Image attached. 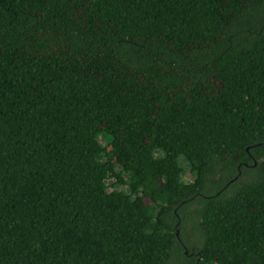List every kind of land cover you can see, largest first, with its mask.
Listing matches in <instances>:
<instances>
[{
  "label": "trees",
  "instance_id": "obj_1",
  "mask_svg": "<svg viewBox=\"0 0 264 264\" xmlns=\"http://www.w3.org/2000/svg\"><path fill=\"white\" fill-rule=\"evenodd\" d=\"M189 219L264 264V0H0V264H194Z\"/></svg>",
  "mask_w": 264,
  "mask_h": 264
},
{
  "label": "rangeland",
  "instance_id": "obj_2",
  "mask_svg": "<svg viewBox=\"0 0 264 264\" xmlns=\"http://www.w3.org/2000/svg\"><path fill=\"white\" fill-rule=\"evenodd\" d=\"M185 179L187 181L192 180V178H191L189 173L186 175ZM111 181H113V180H111ZM194 206H196V205H194ZM194 206H193V208H194ZM193 208H191V211L193 210ZM187 222L189 224L186 226L185 229H183L181 238L184 241V243L185 244L187 243V245H189V246L190 245H197L199 243V241H200V235L197 232V230H194L195 229L194 228V220H190L189 219ZM177 258H175V260L177 261V263H175V264H182L183 261L184 262H189V261H187L184 258L180 259L181 258L180 256H179L178 260H177Z\"/></svg>",
  "mask_w": 264,
  "mask_h": 264
},
{
  "label": "flooded vegetation",
  "instance_id": "obj_3",
  "mask_svg": "<svg viewBox=\"0 0 264 264\" xmlns=\"http://www.w3.org/2000/svg\"><path fill=\"white\" fill-rule=\"evenodd\" d=\"M180 243H181V245H182V247L184 249L185 254L187 256L193 258L192 261L195 260L194 264H198L201 258L199 256H197V252L189 253L188 248H187L186 244L184 243V241L180 239ZM184 263L185 264H191L193 262H184Z\"/></svg>",
  "mask_w": 264,
  "mask_h": 264
},
{
  "label": "water",
  "instance_id": "obj_4",
  "mask_svg": "<svg viewBox=\"0 0 264 264\" xmlns=\"http://www.w3.org/2000/svg\"><path fill=\"white\" fill-rule=\"evenodd\" d=\"M179 233H177V235H178ZM179 236V235H178Z\"/></svg>",
  "mask_w": 264,
  "mask_h": 264
}]
</instances>
